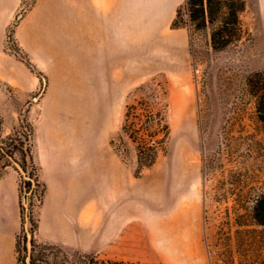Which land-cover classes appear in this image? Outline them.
Returning a JSON list of instances; mask_svg holds the SVG:
<instances>
[{"label": "rangeland", "instance_id": "obj_1", "mask_svg": "<svg viewBox=\"0 0 264 264\" xmlns=\"http://www.w3.org/2000/svg\"><path fill=\"white\" fill-rule=\"evenodd\" d=\"M33 1L0 0V184L12 178L9 185L11 202L14 193L20 202L21 226L16 234V264H31L34 258L37 264H62L65 257L71 264H77L81 262V253L95 254L101 264L108 259L139 264H227L231 242L225 237L229 228L224 224L229 220V211L233 210V200L220 202L206 194L202 157L217 142L223 124L221 108H229L236 95H243L244 72L238 68L240 64L264 68V0H246V9L241 17L250 32L249 38L238 48L212 53L210 59L198 61L196 68L192 63L188 28L171 27L176 9L184 0H166L163 17L158 20L152 19L154 16L150 10L148 17L142 9L141 78L126 81L123 95L98 98L95 105L102 112L103 120L107 118L108 121L110 158H120L131 168L133 181L140 187L141 198L131 213L128 211L130 207L122 203L110 204L107 240H100V229L93 225L92 242L78 245L75 250L62 247L65 254L40 246L44 243L36 239L34 227L38 224L36 210L41 203L42 186L32 174L34 171L27 149L31 124L37 144L36 128L42 126L46 108H49L48 95L55 89L57 77L55 59L50 50L41 49L37 44V30L50 34L58 31L59 26L54 23L56 12L63 14L61 12L67 10V6L63 0ZM12 31L15 44L24 50V58L17 54L16 45L7 41ZM152 50H159L163 56H144L154 52ZM21 62H30L35 68L32 70L34 75L39 78L38 87L29 93L22 84L28 75L19 68ZM20 79L17 83L16 80ZM226 87L231 89L223 93ZM127 106H147L154 113L153 120L154 115L163 117L162 123L168 125L167 130L153 127V136H147L146 132L143 135L145 143L157 145L158 156L156 162L137 178L134 175L138 169L137 142L122 129ZM131 121L139 124L135 115L130 117ZM177 154L188 155V162L183 166L185 173L179 178L185 188L177 193L173 202L171 193L179 186L164 184L158 192L154 184L160 181L162 185L166 180L169 182V178L173 182L175 175L173 180L169 177L168 167L172 156ZM10 156L23 166L25 174ZM7 206V219L11 220L10 199ZM174 216L190 223V229L184 226L176 234L165 233L171 229L170 223L166 225L164 222L168 223ZM131 218L134 224L129 223ZM3 236L8 247L9 232L1 230L0 243L4 241ZM179 236L183 240L181 245L176 244ZM33 239L39 244L35 249Z\"/></svg>", "mask_w": 264, "mask_h": 264}, {"label": "crops", "instance_id": "obj_2", "mask_svg": "<svg viewBox=\"0 0 264 264\" xmlns=\"http://www.w3.org/2000/svg\"><path fill=\"white\" fill-rule=\"evenodd\" d=\"M63 3L67 10L63 14L56 12L54 19L58 31L50 34L37 30V44L50 50L57 77L56 87L48 95L49 108L42 126L36 128V147L33 146L40 181L46 184L43 201L36 210L35 236L40 242L75 250L78 245L92 242L93 225L100 229V240H107L110 204L122 203L130 207L131 213L140 201L141 190L133 181L131 168L120 158H110L108 121L103 120L95 105L98 98L123 95L126 81L141 78L142 9L146 15L150 10L152 19L158 20L163 17L167 2L63 0ZM152 51L144 56H163L159 50ZM19 68L28 75L22 80L25 91L36 89L39 78L31 68L24 62ZM12 180L0 184V234L1 230L9 232L8 264H16V234L21 226L16 193L11 202ZM169 183L179 186V176H175L174 182L166 180L162 185L156 182V191ZM178 192L180 187L172 192L175 198L171 201H175ZM9 199L11 220L7 219L6 209ZM129 223L134 224V219ZM164 223H170L171 230H165L169 235L184 226L190 229V223L179 216ZM181 238L176 244H182Z\"/></svg>", "mask_w": 264, "mask_h": 264}, {"label": "trees", "instance_id": "obj_3", "mask_svg": "<svg viewBox=\"0 0 264 264\" xmlns=\"http://www.w3.org/2000/svg\"><path fill=\"white\" fill-rule=\"evenodd\" d=\"M246 5V0H184L177 7L171 27L188 28L190 53L195 68L198 61L210 59L212 53L238 48L249 38L250 32L241 17ZM7 41L15 44L14 31L9 33ZM15 45L17 54L24 58L23 48L19 44ZM27 64L35 71L30 62ZM238 68L244 72L243 95H236L229 108H221V131L214 146L203 153L202 172L206 194L220 202L233 200V210L229 211V220H225L224 224V227L227 225L229 228L225 237L231 242L226 263L264 264V68H250L248 64L245 67L240 64ZM230 89L226 87L223 93ZM127 107L122 129L137 142L138 169L134 175L139 177L145 168L156 162L158 156L157 145L145 143L143 135L146 132L147 136H153V127L167 130L168 125L162 123L163 117L156 118L154 115L153 120L154 113L147 106ZM132 115L136 116L139 124L130 122ZM29 129L31 139L27 151L33 166L32 174L38 185L42 186V202L46 184L40 181L39 167L34 160L35 129L32 124ZM1 152L4 154L3 149ZM37 227L38 224L34 232ZM32 241L35 249L39 244L35 239ZM40 246L64 252L59 245L44 243ZM80 255L82 259L77 264H101L95 254ZM62 260V264H71L66 257ZM35 261L34 258L31 264H37ZM103 264L139 263L108 259Z\"/></svg>", "mask_w": 264, "mask_h": 264}, {"label": "bare ground", "instance_id": "obj_4", "mask_svg": "<svg viewBox=\"0 0 264 264\" xmlns=\"http://www.w3.org/2000/svg\"><path fill=\"white\" fill-rule=\"evenodd\" d=\"M183 131V130H182ZM183 149V148H182ZM181 149V151H183ZM178 152V151H177ZM176 152V153H177ZM179 153H181L180 151H179ZM185 154V153H184ZM186 155V154H185ZM185 155H181V154H177L176 156H172V158L170 159V161H169V169H168V172H169V177H171V179L173 180V174L175 175V176H179V178H180V175L184 172V167L183 166H185L186 164L185 163H187L188 161H187V157H188V155L187 156H185ZM187 161V162H186ZM182 163H184L183 165H182ZM183 167V168H182ZM187 168H188V166H186ZM187 170V169H186ZM189 170V169H188ZM187 170V171H188ZM189 172V171H188ZM185 173V172H184ZM169 180H170V178H169ZM173 182H174V180H173ZM180 182L181 183H179V187H180V190H182V189H184L185 188V186H184V183L180 180ZM176 183V182H175ZM175 183H173V185L175 184ZM170 194V193H169ZM171 200H173L174 198H175V193H171ZM183 210V209H182ZM191 212V211H190ZM196 224V223H195ZM167 233V232H166ZM169 233V232H168ZM3 238V242L2 243H0V249H1V251H2V253H1V257H0V264H7V257H6V252H7V245H6V243L7 242H5V239H6V237L5 236H3L2 237Z\"/></svg>", "mask_w": 264, "mask_h": 264}, {"label": "water", "instance_id": "obj_5", "mask_svg": "<svg viewBox=\"0 0 264 264\" xmlns=\"http://www.w3.org/2000/svg\"><path fill=\"white\" fill-rule=\"evenodd\" d=\"M9 158H11V160H12V162L17 166V168L23 173V174H25L26 173V170L23 168V166L19 163V162H17V161H15L11 156L9 157ZM27 177H29V175H26ZM27 216H28V214H27ZM26 218H29V217H26ZM29 248L31 247V242H30V240H29Z\"/></svg>", "mask_w": 264, "mask_h": 264}]
</instances>
